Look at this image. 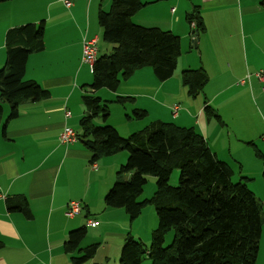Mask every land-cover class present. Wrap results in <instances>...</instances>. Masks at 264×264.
<instances>
[{"label": "crops", "instance_id": "0c3cea01", "mask_svg": "<svg viewBox=\"0 0 264 264\" xmlns=\"http://www.w3.org/2000/svg\"><path fill=\"white\" fill-rule=\"evenodd\" d=\"M141 1L145 6L131 21L178 36L182 59L178 60L177 74L167 81H159L154 73V78L152 74L150 77L145 67L123 81L115 93L134 98L135 106L147 113H151L152 102L164 109L163 94L181 97L186 108L179 103L170 104L171 113L175 106L180 107L170 123L194 128L203 136L217 158L232 169V179H243L259 200L264 220V91L257 77L264 69L262 0ZM111 3L112 0H74L70 9L59 0H10L0 4V69L6 63V32L44 20L45 48L29 57L25 79L49 92L47 98L21 104L16 118L9 119V111L0 107V194L5 195V199L0 198V241L4 243L0 264H72L64 243L70 232L83 227L99 228L93 234L101 232L105 237L111 226L115 231L119 229L121 247L131 233L127 213L106 207L104 201L127 153L92 163V153L80 141L60 143L63 129L67 126L76 131L77 121L80 123L86 113L81 85L87 83L92 71L81 61L84 40L97 37L98 57L110 54L107 45H103L105 54L101 55L99 49L103 31L98 15L101 10L109 11ZM195 8L206 30L196 41L192 40L194 45L191 40L187 45L192 28L189 30L191 23L186 16ZM48 14L50 18L46 17ZM198 68L207 72L209 81L203 94L188 102L181 73ZM132 85L143 91L123 89ZM207 105L219 119L206 114ZM67 111L70 117L66 116ZM249 111H256L259 121H252ZM242 115L248 119L240 120ZM128 124L124 135L139 131ZM99 185L100 192L95 193L93 188ZM70 201L82 204L81 213L74 218L65 215ZM23 205L28 212L23 211ZM113 214L118 220L109 219ZM90 222L98 225L92 227ZM120 251L121 248L116 255ZM86 264L99 263L94 256ZM256 264H264V223Z\"/></svg>", "mask_w": 264, "mask_h": 264}, {"label": "trees", "instance_id": "16d2710c", "mask_svg": "<svg viewBox=\"0 0 264 264\" xmlns=\"http://www.w3.org/2000/svg\"><path fill=\"white\" fill-rule=\"evenodd\" d=\"M8 1L0 0V4ZM261 4L264 7V0ZM144 6L141 0H112L109 11L99 12L102 39L112 43L113 49L98 57L92 69V84L83 86L86 113L80 120L78 135V141L92 153V163L128 152L126 164L116 174L117 182L104 199L106 207L123 209L133 222L147 205H152L158 217L150 247L128 233L119 264H141L146 257L152 264H256L263 207L243 179L232 182V169L217 158L194 128L156 121L124 139L114 127L96 124L97 120L109 119L110 107L109 102L94 96L95 92H115L121 80L145 67H151L161 82L175 75L181 39L171 32L134 24L131 18ZM186 21L196 23L197 35L205 32L198 8L186 16ZM45 31L46 22L42 20L6 32L0 98L10 104L9 119L18 116L21 104L49 95L40 85L25 79L29 57L45 48ZM181 81L188 96L197 98L203 94L209 76L203 68L189 69L181 73ZM127 100L132 98L117 97L115 103L125 104ZM205 112L219 119L208 105ZM146 115L143 110L134 111L137 119ZM177 169L179 183L173 187L170 180ZM148 176L157 179V190L150 200L139 201ZM22 208L28 212L24 205ZM87 231L83 227L70 232L64 243L72 264H86L96 255L98 244L81 248ZM172 231L173 243L165 247V236ZM3 246L0 241V248Z\"/></svg>", "mask_w": 264, "mask_h": 264}, {"label": "rangeland", "instance_id": "374dc122", "mask_svg": "<svg viewBox=\"0 0 264 264\" xmlns=\"http://www.w3.org/2000/svg\"><path fill=\"white\" fill-rule=\"evenodd\" d=\"M62 14L66 15V13H62ZM46 17L50 18V15L49 14L46 15ZM64 19H67V16ZM188 27H189V30H190L191 27L189 25H188ZM193 31L195 32L197 38L199 36L201 37V33L199 35H197V25H196V29L195 30H192V29L190 30L189 37H188V39L186 41L187 45H190V40L191 41L194 40V39H192ZM103 45H107L106 47H110V53L112 52L113 44L109 43V42L108 43L104 42L101 39L100 45H99V49L101 51V55L105 54V47H103ZM183 45H185V44H183ZM191 45H194L193 41L191 42ZM180 59H182V58H180ZM86 68H87V66H86ZM148 69H149L148 71H150V77H151V74H152V77L154 78L153 69L151 67H148ZM143 73H145V72H143ZM176 74H177V72H176ZM85 79L87 80V78H85ZM146 79H148V78H146ZM92 82H93V76L91 74L90 79L87 80V83H83L81 85V87L83 88V86L90 85V84H92ZM122 83H123V80H121V84ZM121 84H120V87H121ZM78 88H79V91H80V86ZM120 89H122V88H120ZM123 89H127V90L133 91V92L143 91V88L142 87L138 88L137 85L124 86ZM108 93H112V95H114V96H111ZM186 93H187V90H186ZM94 96L101 98L102 101L109 102L108 105L110 107V117H109V119L106 122H103L101 120H97L96 124L98 126L107 125V126H112V127L118 128V130L120 132V133L118 132L119 135L122 138H124V139H126V138H128L130 136V135H124V134H127L126 133L127 132L126 131L127 130L126 129L127 126H125L126 123H129L128 127L138 128L137 130L141 131L145 127L149 126L150 124H152L153 122H156V121H161L163 123H170V118L173 115V113H171V110H169L170 104H173V103H177L178 104L179 103V104L182 105V107L184 109L186 108L184 103H183V101H182V99H181V97H177L176 95L175 96H169V95L163 94V103L162 104L164 105V109L159 108L158 106H156V104L154 102H152V103L149 104L150 109H151V113H147L146 110H143V111H145L147 113V115L144 118H142V119H137V118L134 117V111L135 110H142V109H138V107L135 106L134 98L132 100H127L125 104L115 103L117 97H119V96H117V94L115 92L107 90V89H101V90L95 92ZM184 97L187 99L188 102L194 101V99L189 97L188 94H186ZM158 98H161V97H158ZM256 100H257V102L259 101V97L258 96L256 97ZM158 103H160L159 99H158ZM0 107L5 108L6 112L9 111V113H10V111H11L10 104L8 102H6L5 100H3V99H0ZM254 112L255 113L249 111L248 116H250L252 121H259V120L256 119V117H257L256 116L257 115L256 111H254ZM262 112L263 113H261V114L264 116V111H262ZM243 118H247L248 119V117L246 115H242L240 120L243 119ZM147 122H148V124L145 127H142V129H139V128H141V126H144ZM4 124H5V121H4L3 125ZM79 124L80 123H78V121H77V124L75 125V128L77 129L76 130L77 132H80ZM136 132H138V131H136ZM120 153H127V159H128V152L127 151H122ZM119 155L120 154L118 153V154L111 155L108 158L107 157H103L102 160L103 159H109L110 157H119ZM127 159H126V161H125V163L123 165L126 164ZM120 168L121 167H119L117 172H119ZM179 177H180V171L177 169L172 174V177H171V180H170V185L173 186V187H177L178 183H179ZM122 180H124V178ZM115 182H117V179L114 180V183L112 184V186L115 184ZM156 182H157V179L154 176H148L147 177V183L144 186L143 194L140 196L139 201L150 200L154 196V194H155V192L157 190ZM232 182L237 183L239 181H237L235 179H232ZM112 186H111V188H112ZM93 191L95 193H99L100 192V185L96 189L93 188ZM106 195H105V197H106ZM105 197H104V199H105ZM109 219L118 220V218L114 214L112 216H110ZM129 222H130V218H129ZM130 223H131V227L129 228L128 231H130L132 233L133 238L136 239V240L142 241L146 245V247H150L151 242H152V233H153V231L155 229H157L158 224H159L158 217H157V214H156V211H155L154 207L152 205H147L143 209V212H142L141 216L138 217L135 221L130 222ZM95 230L100 231L99 228L98 229H94V228H89L88 227V231H87L88 235L83 240L81 248H83L85 245L89 246V245H93V244H98L97 252H96V255H95L96 262H98L99 264H119V261H120L119 259H120V254L121 253L119 255H116V254H117V251H119L120 248L122 249V247L124 245V243H123V245L121 247L120 230L118 229L117 231H115V228H113L111 226L106 231L107 232V236L106 237L101 235V232L93 234ZM174 236L175 235H174L173 231L169 232L165 236V241H164V246L165 247L171 246V244L173 243ZM42 237H43V234H42ZM67 239H69V234H68ZM106 257H109L108 261H106L107 260ZM114 258L116 259V261H115ZM141 264H152V262L149 260V258H145Z\"/></svg>", "mask_w": 264, "mask_h": 264}, {"label": "built area", "instance_id": "2783aa9c", "mask_svg": "<svg viewBox=\"0 0 264 264\" xmlns=\"http://www.w3.org/2000/svg\"><path fill=\"white\" fill-rule=\"evenodd\" d=\"M60 2L63 3L64 7L67 9H70L74 6V0H59ZM191 28L192 30L196 29V23L192 22L191 23ZM192 39H194L193 41L197 40V36L195 34V32L193 31L192 33ZM98 43H99V39L97 37L92 38V39H86L84 40L83 43V50H82V64L88 65L92 71L93 66L95 64V62L98 59ZM257 77L259 78L260 82L262 83V88L264 91V69L260 70L257 73ZM180 110L179 106H175L173 108V115L177 116L178 112ZM67 117L71 116L70 111H68L66 113ZM78 142V134L75 130L71 129L70 127H65L64 130L62 131L61 135H60V143L63 145H70V144H74ZM94 169H97L96 165H93ZM0 198L5 199V195L4 194H0ZM82 211V204L80 201H70L67 209H66V213L65 215L68 218H74L77 215H79ZM90 225L92 227H96L97 223L96 222H90Z\"/></svg>", "mask_w": 264, "mask_h": 264}]
</instances>
